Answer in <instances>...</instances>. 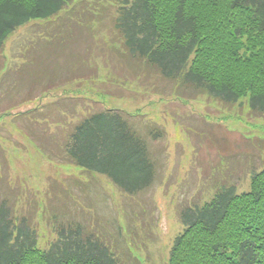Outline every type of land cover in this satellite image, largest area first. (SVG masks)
<instances>
[{
	"label": "rangeland",
	"instance_id": "obj_1",
	"mask_svg": "<svg viewBox=\"0 0 264 264\" xmlns=\"http://www.w3.org/2000/svg\"><path fill=\"white\" fill-rule=\"evenodd\" d=\"M123 1L73 0L55 18L30 21L7 38L0 193L11 196L13 215L32 216L40 250L56 241L58 222L78 220L104 237L119 264H168L186 213L230 190L248 193L253 174L264 169V115L250 113L246 99L224 107L202 94L177 96L172 85L161 94L132 75L117 78L109 45L119 44L112 20ZM109 109L134 114L131 126L161 161L148 192L131 197L106 176L56 163L40 150L46 142L57 152L65 129ZM152 127L162 138L148 136Z\"/></svg>",
	"mask_w": 264,
	"mask_h": 264
},
{
	"label": "trees",
	"instance_id": "obj_2",
	"mask_svg": "<svg viewBox=\"0 0 264 264\" xmlns=\"http://www.w3.org/2000/svg\"><path fill=\"white\" fill-rule=\"evenodd\" d=\"M72 1L0 0V67L10 35L55 18ZM116 14L119 44L109 50L117 54V78L132 75L161 94L172 85L177 96L202 94L224 107L246 99L250 113L264 115V0H124ZM128 118L136 116L96 111L65 129L57 152L46 142L40 150L56 163L106 176L131 197L148 192L161 161ZM161 133L147 131L154 139ZM0 194V264H119L104 237L78 220L58 222L56 241L38 249L32 216L13 215L11 196ZM186 216L168 264H264V169L253 174L248 193L227 191Z\"/></svg>",
	"mask_w": 264,
	"mask_h": 264
}]
</instances>
